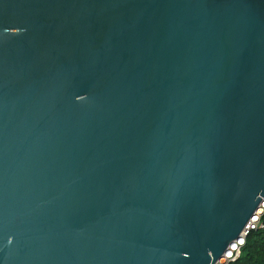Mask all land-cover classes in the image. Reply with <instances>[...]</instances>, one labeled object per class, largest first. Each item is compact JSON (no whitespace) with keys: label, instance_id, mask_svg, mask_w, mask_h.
I'll return each mask as SVG.
<instances>
[{"label":"water","instance_id":"water-1","mask_svg":"<svg viewBox=\"0 0 264 264\" xmlns=\"http://www.w3.org/2000/svg\"><path fill=\"white\" fill-rule=\"evenodd\" d=\"M264 198V0H0V264H216Z\"/></svg>","mask_w":264,"mask_h":264},{"label":"built area","instance_id":"built-area-1","mask_svg":"<svg viewBox=\"0 0 264 264\" xmlns=\"http://www.w3.org/2000/svg\"><path fill=\"white\" fill-rule=\"evenodd\" d=\"M264 199V198H263ZM264 213V200L260 204L259 209L250 219V222L245 227V229L240 233V238L234 240L233 244L227 248V251L222 258L217 260L216 264H230L233 263L241 255V249L244 247L247 238L253 231L262 230L264 228L261 218Z\"/></svg>","mask_w":264,"mask_h":264},{"label":"trees","instance_id":"trees-1","mask_svg":"<svg viewBox=\"0 0 264 264\" xmlns=\"http://www.w3.org/2000/svg\"><path fill=\"white\" fill-rule=\"evenodd\" d=\"M261 222L264 226V213ZM241 251L240 257L230 264H264V228L253 231Z\"/></svg>","mask_w":264,"mask_h":264}]
</instances>
